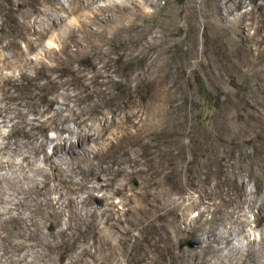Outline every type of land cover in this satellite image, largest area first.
<instances>
[{"label":"bare ground","instance_id":"6f19581e","mask_svg":"<svg viewBox=\"0 0 264 264\" xmlns=\"http://www.w3.org/2000/svg\"><path fill=\"white\" fill-rule=\"evenodd\" d=\"M7 1L12 17L9 31L0 29V50H9L14 58L0 59V128L10 123L12 126L8 134H3L0 143V170L13 172L11 175L0 174V204H4L3 207L0 205V264H59L63 252L78 244V234L96 236L102 231L90 221L76 226V219H104L99 221L104 229V235L99 237L105 258L122 264V258L132 250L138 259H144L148 249L169 240L172 232L187 229L179 219L184 201L178 202L179 199L174 197L182 192L178 183L180 164L174 159L185 157L184 145L178 154L173 153L174 141L167 132L160 160L153 157L154 151H149V166L147 169L141 167L144 161L140 152L152 147L151 139L159 119L153 102V85L159 77L150 63L152 47H142L140 51L126 47L130 61L138 60L137 67L147 73L141 76V82L149 86L145 88V101L136 100V89L132 88L135 78L130 76L131 73L126 74L130 76L125 86L127 94H113L104 89L114 79L108 68L110 50L105 52L103 49L108 41L84 42L85 39L80 42L73 40L74 32L69 42L57 47L46 45L40 53L39 46L45 44L50 31L63 21L61 9L66 7L59 6L60 0ZM120 6L125 3L114 2L108 7L116 9ZM184 11L194 20L190 27L196 40L200 27L196 12L189 13L188 7ZM173 17L177 22L183 15ZM121 30L123 28L118 29ZM4 39L6 41H2ZM141 52L145 54L138 58ZM88 53L92 55L90 64L82 65L81 55ZM101 63L103 66L99 67ZM4 68L10 73H4ZM57 99L65 101V110H54ZM138 102L141 105L135 110ZM158 114L162 117V113ZM49 131H57V135L50 136ZM49 148H53L51 154L47 151ZM38 160H44L47 166L37 165ZM135 176L143 179L138 191L130 186ZM89 183H97L98 187L89 186ZM98 188L111 192L106 195L108 208L104 209L102 218H98L89 200L82 195L87 193L92 197ZM125 192L130 194L120 204L130 206L121 211L112 199L114 194ZM54 194L58 196L54 197ZM124 215L128 217L124 218ZM64 216L68 219L67 227L61 228L60 219ZM207 223L203 234L205 246L201 253L192 255V259H200L204 264H233V259L228 258L229 252L228 255L223 253L225 248L232 249L231 226H225L227 232L223 233L217 231L213 221ZM149 228L153 230L150 232ZM132 229L139 230L140 235L134 236ZM243 231L244 228L239 233ZM90 253L83 247L77 259ZM183 253L176 254L178 264H191L190 260L184 259ZM255 255L248 252L237 259L242 264H249ZM214 257L224 260H213Z\"/></svg>","mask_w":264,"mask_h":264},{"label":"rangeland","instance_id":"374dc122","mask_svg":"<svg viewBox=\"0 0 264 264\" xmlns=\"http://www.w3.org/2000/svg\"><path fill=\"white\" fill-rule=\"evenodd\" d=\"M60 2L62 3L60 7L61 5L66 7L61 9L64 12L63 21L50 31V35L48 34L44 40L45 44H42L44 46H39L38 51L43 53L46 45L57 47L60 43L69 42L74 32L76 35L73 40L80 42L85 39L87 40L84 42L96 39L108 41L103 49L105 52L108 48L110 50L109 54L107 53V60L110 63L108 68L112 70L111 77L114 79L113 83L109 84V87L104 86V89L111 90L113 94L125 95L127 94L125 86L132 76L135 78L132 88L136 89L134 91V94H137L136 100L141 102L145 101V88L149 87L146 82H141V76L147 73L137 67L139 65L137 59V62L130 61L126 47H135L138 51L142 47H152L150 63L159 77L153 85L155 87L153 102L159 119L153 140L151 139L152 147L144 148L140 152L145 164L141 167L148 168L147 154L151 155L149 151H154L153 157L160 160L167 132L174 141L173 153L181 150L183 145L185 148V157L174 159L176 164H180L178 183L182 188L180 192L182 195L174 197L179 199L178 202L184 201L179 219L187 229L172 232L169 240L158 243L157 248L153 246L148 249L144 259H138L139 256L130 250L127 256L122 258L124 259L122 264H178L176 257L181 252H184V259L190 260L191 264H204L200 259H192V255L202 252L205 246L203 234L209 221L215 223L218 232L225 233L227 232L225 226H231L234 237L232 249L225 248L223 253L229 254L228 258L233 259V264H242L237 258L248 252L256 254L249 264H264V0H134L133 3L132 0H60ZM114 2H123L126 7L120 6L116 9L108 7ZM187 7L189 13L196 12L195 16L197 15L198 19L195 18L199 21L196 40L191 34L190 27L194 20L184 11ZM128 14L131 18H127ZM176 14H182L183 18L176 22L173 17ZM11 17L8 1L0 0V29L5 28L9 31ZM119 28L123 30L118 31ZM38 51L35 53H39ZM141 53L138 58L145 54ZM81 56L83 59L81 64L89 65L91 53ZM1 58L10 59L14 56L9 50L2 48ZM101 66L103 63L99 64V67ZM115 69L118 71L113 72ZM9 71L4 68V73H10ZM128 73L131 74L127 77ZM139 102L135 110L140 107ZM53 108L56 111L65 110L66 103L63 99H57ZM156 110L162 113V117ZM11 126V123L1 125L0 143L11 131ZM48 135L54 137L57 131H49ZM52 150L53 148H49L47 151L51 154ZM3 159L8 160L7 156ZM36 164L47 166L44 160H38ZM12 172L0 170V174L11 175ZM17 172L19 175L22 174L20 171ZM142 183L143 179L135 176L130 186L138 191ZM88 185L98 187L97 183ZM99 190V188L95 190L92 197L87 193L82 195L89 200L90 207L95 209L98 218H102L101 214L108 208L106 195L111 192ZM128 194L130 192L113 195L112 200L117 204L118 210L123 211L125 207L130 206L120 204ZM53 196L57 197L58 194ZM161 196L165 200V197ZM126 217L128 216L124 215V218ZM103 220L76 219V226L90 221L98 225L102 231H98V236L78 234V244L63 252L59 264H117L114 260L105 258V251L100 244V237L104 235L101 223ZM67 221V217L64 216L60 219L59 226L66 228ZM256 224L259 225L255 226ZM242 228L245 231L239 233ZM152 230L153 228H149L150 232ZM132 231L134 236L140 235L139 230ZM112 240L115 242V238ZM83 247L88 248L91 253L77 259ZM213 260L224 259L214 257Z\"/></svg>","mask_w":264,"mask_h":264},{"label":"water","instance_id":"95a60500","mask_svg":"<svg viewBox=\"0 0 264 264\" xmlns=\"http://www.w3.org/2000/svg\"><path fill=\"white\" fill-rule=\"evenodd\" d=\"M193 244H195V241H193Z\"/></svg>","mask_w":264,"mask_h":264}]
</instances>
